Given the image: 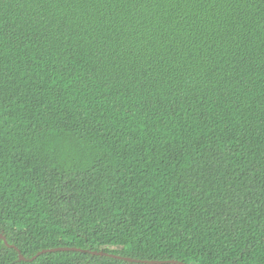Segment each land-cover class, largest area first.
Instances as JSON below:
<instances>
[{"label":"trees","instance_id":"obj_1","mask_svg":"<svg viewBox=\"0 0 264 264\" xmlns=\"http://www.w3.org/2000/svg\"><path fill=\"white\" fill-rule=\"evenodd\" d=\"M0 233V264H264V0H0Z\"/></svg>","mask_w":264,"mask_h":264},{"label":"water","instance_id":"obj_2","mask_svg":"<svg viewBox=\"0 0 264 264\" xmlns=\"http://www.w3.org/2000/svg\"><path fill=\"white\" fill-rule=\"evenodd\" d=\"M0 239H4L5 242L7 243L5 236L2 235L1 233H0ZM60 249H61V250H65V249H63V248H60ZM94 254L105 255V253H103V252H94ZM20 259H22V260H26L22 254H20ZM127 260L138 262L137 260H133V259H129V258H127ZM167 262L169 263V262H171V261H167ZM146 263H150V264H158V263H161V262H160V261H146ZM174 263H175V262H174Z\"/></svg>","mask_w":264,"mask_h":264}]
</instances>
